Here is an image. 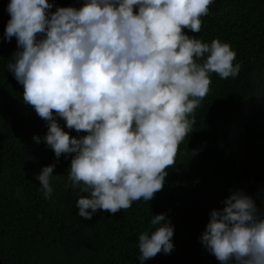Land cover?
<instances>
[{
	"label": "trees",
	"instance_id": "16d2710c",
	"mask_svg": "<svg viewBox=\"0 0 264 264\" xmlns=\"http://www.w3.org/2000/svg\"><path fill=\"white\" fill-rule=\"evenodd\" d=\"M0 264H264V0H0Z\"/></svg>",
	"mask_w": 264,
	"mask_h": 264
}]
</instances>
